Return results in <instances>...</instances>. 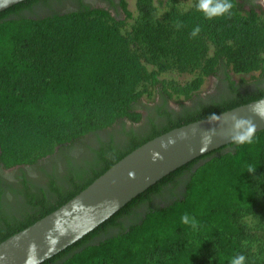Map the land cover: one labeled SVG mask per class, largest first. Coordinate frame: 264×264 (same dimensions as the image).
<instances>
[{
  "label": "trees",
  "instance_id": "16d2710c",
  "mask_svg": "<svg viewBox=\"0 0 264 264\" xmlns=\"http://www.w3.org/2000/svg\"><path fill=\"white\" fill-rule=\"evenodd\" d=\"M66 1L25 0L0 12V164L5 169L35 165L119 121L139 123L138 104L146 94L190 100L222 71L264 75L260 0H231L230 12L213 18L197 9L198 0L184 12L170 0L162 19L153 0H138L139 18L131 30L105 7L60 10ZM120 7L130 17L126 0ZM37 8L49 11L39 14ZM197 25L201 31L193 37ZM171 72L194 78L185 85L161 79ZM233 86V95L183 113L160 112L166 123L123 149L108 146L111 154L98 151L90 175L72 174L66 188L51 182L50 197H31L13 221L0 210V243L65 205L154 138L264 98V87L241 92ZM254 137L251 144L234 142L182 166L41 264H230L240 253L246 264H264L245 249L249 234L241 223L264 200V130ZM184 177L181 198L122 226L137 208L167 191L173 194ZM184 214L199 221L198 229L181 221Z\"/></svg>",
  "mask_w": 264,
  "mask_h": 264
},
{
  "label": "water",
  "instance_id": "95a60500",
  "mask_svg": "<svg viewBox=\"0 0 264 264\" xmlns=\"http://www.w3.org/2000/svg\"><path fill=\"white\" fill-rule=\"evenodd\" d=\"M25 0H0V12ZM264 98L175 128L124 157L65 205L0 243V264H41L189 162L234 143L233 123L264 130Z\"/></svg>",
  "mask_w": 264,
  "mask_h": 264
},
{
  "label": "flooded vegetation",
  "instance_id": "af4514ba",
  "mask_svg": "<svg viewBox=\"0 0 264 264\" xmlns=\"http://www.w3.org/2000/svg\"><path fill=\"white\" fill-rule=\"evenodd\" d=\"M95 2H99L103 5H94ZM259 2H261V0ZM120 4L121 0H68L61 5L62 7H80L82 5H90L92 7H105L113 13L122 11ZM213 78H217V76H214ZM235 81L236 80L232 75H227L224 71H222L215 82V86H213V89L217 95L203 97L200 96L196 98L194 100V105L192 106V108L198 107L200 103H210L209 101H212V99H217L222 95H233L231 89L232 83L234 85L233 87L240 90L241 92L255 91L258 88L264 87V83H256L253 86L243 89L241 87V84ZM160 108L162 107L154 106L146 113L138 109V111L142 114V120L139 123L122 120L109 129L87 135L86 138L90 137L94 142L91 146L92 153L91 155H88V158H86L87 154L85 151H79L78 149L72 147L70 149L60 151L58 154L52 157V162L49 166L43 167L41 169L35 168V171H29L25 168V166H16L10 169H5L3 165L0 164V210H2L3 213H6V215H9L10 220L13 221L16 217H20L22 215L21 209L23 207V204L26 203L27 200L29 201L31 197H39L41 199H48L50 197L51 182L55 181L57 185L64 186V188H66V179L67 177H72V174H74L75 176H79L80 174H84L85 172H87L85 174L90 175V173L92 172L91 170L96 167V162L99 159L98 151L106 148L107 154H111L112 151L110 147L108 149V146L113 145L115 149H123L130 141L133 140V138L137 136H146L148 132L153 130V128L155 127L154 125L160 126L166 123L167 118L160 115V112H164L165 110H167L173 112L174 114H179L185 112V110L191 109L184 108L181 111L177 112L170 110L166 106L163 108V111L160 110ZM142 124L143 126H140L142 127L141 129L136 128L137 125ZM116 137H120L118 141H116ZM117 142L118 145L115 144ZM88 159L89 163H87ZM12 169L14 170V172H11L10 174L16 173V170H25L26 172L22 171L21 176H25L26 180L23 181L22 178L17 177V175L12 176L7 174L6 171H11ZM38 178L46 183V187L42 189L39 188L37 183ZM185 181L186 178L184 177L180 181V186L174 190L173 194L167 191L163 196H158L156 199H154V201H151L150 203L137 208L130 216L123 219L122 226L130 227L131 225L139 223L145 217L146 213H148L149 209L156 208L158 202L171 203L176 200L177 196H180L184 193ZM41 192H45L46 195L42 196ZM122 228L123 227L114 228L113 230H111V232L117 233L122 230Z\"/></svg>",
  "mask_w": 264,
  "mask_h": 264
},
{
  "label": "rangeland",
  "instance_id": "374dc122",
  "mask_svg": "<svg viewBox=\"0 0 264 264\" xmlns=\"http://www.w3.org/2000/svg\"><path fill=\"white\" fill-rule=\"evenodd\" d=\"M177 1L179 2L180 8H181L180 10L182 12L188 10L193 5V0H177ZM126 2H127L128 11L130 13V17L124 11L113 12V14L118 20L125 22L124 26L125 28H127V30H131L132 26L136 23L137 19L139 18L138 0H126ZM169 2L170 0H153L155 8L158 9L157 18H160V19L164 18V14L166 12ZM260 4L262 5L264 9V0H261ZM94 5L101 6L103 4H100L99 2H95ZM59 8L60 7L58 6V9ZM67 9L68 8L63 7L60 10L66 11ZM48 11H49V8H37V12L39 14H44V12H48ZM210 50H212L211 47H210ZM152 68L153 67H151V69ZM228 73L229 75H232L234 77V79L236 80L235 82H239V84H241V87L243 89L253 86L256 83H260V84L264 83V75H261L259 72L250 74V75L234 74L229 71ZM193 78H194L193 73L171 72V73H167L161 76V79H165L168 81H176L181 85H185L186 83L190 82ZM217 79L218 78L206 79L198 95L190 100H185L182 97L181 98H178V97L169 98L162 92L161 94L160 93H156V94L151 93V95L146 94L141 99V102L138 104V109L146 113L149 109H151L154 106H161L162 108L166 106L170 110L177 111V112L181 111L184 108H192V106L194 105V100L196 98L200 96L203 97V96L217 95L213 89V86H215V82ZM140 126H143V124L137 125L136 128L141 129L142 127ZM119 138L120 137H116V141H118ZM92 143L94 142L93 140H91L90 137H87V138L85 137L81 139L80 141H78L74 145V148L78 149L79 151L80 150L85 151L87 154L86 158H88V155H91L92 153V150H91ZM115 144L118 145V142ZM54 156H49L47 158H44L40 160L37 164L25 166V168L30 171V170H34L35 168L41 169L43 167L49 166L52 162L51 158ZM87 163H89V159L87 160ZM12 170L6 171L7 174L12 175V176L17 175V177L22 178L23 181L26 180L25 176H21L22 171H25V170H22V169L16 170L15 171L16 173L10 174L11 172H14V170L13 171ZM37 183L40 189L46 187L45 185L46 183L43 182V180H41L40 178L37 179ZM182 195L183 194H181L180 196H177L176 198H181ZM165 203L167 202H164V203L158 202V204L156 205V208L166 205ZM241 223L249 234L248 239L244 241L245 249H247L252 256H255L256 259L262 260V258H264V200L262 201V205L259 206L258 210L255 213L243 216L241 218Z\"/></svg>",
  "mask_w": 264,
  "mask_h": 264
},
{
  "label": "clouds",
  "instance_id": "9594fccd",
  "mask_svg": "<svg viewBox=\"0 0 264 264\" xmlns=\"http://www.w3.org/2000/svg\"><path fill=\"white\" fill-rule=\"evenodd\" d=\"M197 9L202 11L205 17L213 18L216 16H221L226 13H229L233 7L231 0H198L196 5ZM179 27V25H177ZM201 31L199 25L193 28L191 35L193 37L197 36ZM258 113H260L259 108L254 109ZM264 115V113H260ZM212 117H215V114H212ZM254 132H255V125L251 121L245 123L242 122L239 118L234 119L233 123V134L232 140L237 144H244L248 143L251 144L254 141ZM255 168L251 165L248 167L249 173H254ZM181 221L184 224H190L193 230L198 229L199 221L194 217H190L188 214H184L181 217ZM247 258L243 253L237 254L231 258L230 264H246Z\"/></svg>",
  "mask_w": 264,
  "mask_h": 264
}]
</instances>
